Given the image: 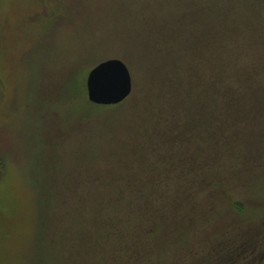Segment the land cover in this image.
Segmentation results:
<instances>
[{"label": "rangeland", "instance_id": "1", "mask_svg": "<svg viewBox=\"0 0 264 264\" xmlns=\"http://www.w3.org/2000/svg\"><path fill=\"white\" fill-rule=\"evenodd\" d=\"M112 59L131 94L94 106ZM137 240L144 264H264V0H0V264Z\"/></svg>", "mask_w": 264, "mask_h": 264}, {"label": "water", "instance_id": "2", "mask_svg": "<svg viewBox=\"0 0 264 264\" xmlns=\"http://www.w3.org/2000/svg\"><path fill=\"white\" fill-rule=\"evenodd\" d=\"M88 101L97 106H116L126 100L132 91L127 67L119 60L104 61L87 75Z\"/></svg>", "mask_w": 264, "mask_h": 264}, {"label": "trees", "instance_id": "3", "mask_svg": "<svg viewBox=\"0 0 264 264\" xmlns=\"http://www.w3.org/2000/svg\"><path fill=\"white\" fill-rule=\"evenodd\" d=\"M94 106H97V105H94ZM97 107H111V106H97ZM150 235H152V231H150ZM146 243L147 242H142L140 240H137L136 243L131 247L130 252L124 253V255H125L124 260H126L127 262L131 261V264H132V262H134V260H132L134 257L136 259L137 264H144L143 262L145 259H144V257H140V254H141V252H143L145 250L144 248L147 247Z\"/></svg>", "mask_w": 264, "mask_h": 264}, {"label": "flooded vegetation", "instance_id": "4", "mask_svg": "<svg viewBox=\"0 0 264 264\" xmlns=\"http://www.w3.org/2000/svg\"><path fill=\"white\" fill-rule=\"evenodd\" d=\"M8 29V28H7Z\"/></svg>", "mask_w": 264, "mask_h": 264}]
</instances>
